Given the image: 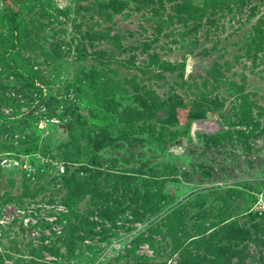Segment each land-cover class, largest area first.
<instances>
[{
	"label": "rangeland",
	"instance_id": "1",
	"mask_svg": "<svg viewBox=\"0 0 264 264\" xmlns=\"http://www.w3.org/2000/svg\"><path fill=\"white\" fill-rule=\"evenodd\" d=\"M0 264H264V0H0Z\"/></svg>",
	"mask_w": 264,
	"mask_h": 264
},
{
	"label": "trees",
	"instance_id": "2",
	"mask_svg": "<svg viewBox=\"0 0 264 264\" xmlns=\"http://www.w3.org/2000/svg\"><path fill=\"white\" fill-rule=\"evenodd\" d=\"M33 4H34V2H27V3H24V4L18 5L19 11L14 15V19H13V22L16 24V25L14 24V27L17 28V26L20 25V21L22 20L21 19V14L25 13L26 11H28ZM14 27H12L13 28L12 30H16V29H14Z\"/></svg>",
	"mask_w": 264,
	"mask_h": 264
},
{
	"label": "water",
	"instance_id": "3",
	"mask_svg": "<svg viewBox=\"0 0 264 264\" xmlns=\"http://www.w3.org/2000/svg\"><path fill=\"white\" fill-rule=\"evenodd\" d=\"M59 130H60V132H62L64 134L65 137L69 136V133H68L69 127L67 125L60 124L59 125Z\"/></svg>",
	"mask_w": 264,
	"mask_h": 264
}]
</instances>
